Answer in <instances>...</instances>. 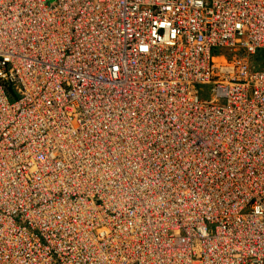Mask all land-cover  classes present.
<instances>
[{"label":"built area","instance_id":"2783aa9c","mask_svg":"<svg viewBox=\"0 0 264 264\" xmlns=\"http://www.w3.org/2000/svg\"><path fill=\"white\" fill-rule=\"evenodd\" d=\"M0 264H264V0H0Z\"/></svg>","mask_w":264,"mask_h":264},{"label":"bare ground","instance_id":"6f19581e","mask_svg":"<svg viewBox=\"0 0 264 264\" xmlns=\"http://www.w3.org/2000/svg\"><path fill=\"white\" fill-rule=\"evenodd\" d=\"M2 47H3V48H6L3 44H2ZM15 53H16V52H15ZM18 55H19V54H18ZM19 57H20V59H22V61L24 60V59H23V56L19 55ZM18 62H19V61H18ZM95 69H98V67L96 66ZM104 74H105V73H104V71H103V72H102V75H104ZM111 77H112V76H111L110 74H108V75L106 76V79L111 78ZM111 79H113V78H111ZM145 131H148V129H147V128H146V129H143V130H142V133H144ZM220 150H221L220 148H217V149H215V152L218 153V152H220ZM133 152L136 153L135 151H133ZM134 153H133L132 155H134ZM152 177H153V176H152ZM152 177H151V178H152ZM146 179L148 180V179H150V178H146ZM159 179H160V178H158L157 176H155V178L152 179V182H154V184H155V183L158 182ZM227 200L229 201V197H227ZM90 229H91V228H90ZM132 229H133V228H130V230H132ZM98 233H100V231H98Z\"/></svg>","mask_w":264,"mask_h":264}]
</instances>
